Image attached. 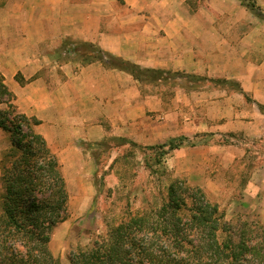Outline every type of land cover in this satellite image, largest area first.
Segmentation results:
<instances>
[{
    "label": "crops",
    "instance_id": "0c3cea01",
    "mask_svg": "<svg viewBox=\"0 0 264 264\" xmlns=\"http://www.w3.org/2000/svg\"><path fill=\"white\" fill-rule=\"evenodd\" d=\"M253 1L264 14V0ZM67 41L144 69L236 81L251 101L208 81L140 82L101 62L69 61ZM0 74L18 111L39 121L34 130L57 157L76 207L92 202L96 164L87 147L213 134L219 139L171 152L169 177L264 223V19L240 0H0ZM251 144L261 163L246 168ZM9 148L0 129V164Z\"/></svg>",
    "mask_w": 264,
    "mask_h": 264
},
{
    "label": "trees",
    "instance_id": "16d2710c",
    "mask_svg": "<svg viewBox=\"0 0 264 264\" xmlns=\"http://www.w3.org/2000/svg\"><path fill=\"white\" fill-rule=\"evenodd\" d=\"M240 1L264 19L253 0ZM63 48L69 61L101 62L140 82L161 80L199 88L208 81L251 101L236 81L144 69L105 54L90 43L67 41ZM258 106L264 112V107ZM38 124L18 111L15 95L0 74V129L10 138V148L0 164V264H61L50 242L54 229L67 219L69 193L57 157L34 130ZM191 140L179 137L166 144L143 147L111 138L97 145L115 142L117 146L156 151V163L160 164L174 150L208 144ZM92 155L96 161L94 151ZM146 168L150 169L147 163ZM67 259L68 264H264V228L258 223L227 221L219 205L211 202L200 187L176 178L169 184L166 201L160 207L128 212L106 237L96 238L88 249L70 251Z\"/></svg>",
    "mask_w": 264,
    "mask_h": 264
},
{
    "label": "rangeland",
    "instance_id": "374dc122",
    "mask_svg": "<svg viewBox=\"0 0 264 264\" xmlns=\"http://www.w3.org/2000/svg\"><path fill=\"white\" fill-rule=\"evenodd\" d=\"M213 139L216 141L219 137ZM213 139L209 135L193 139L191 143H209ZM220 139L227 140L223 136ZM87 148L91 153L94 151L97 158L92 202L89 207L79 208L74 205L75 202L69 201L66 221L54 229L50 249L61 264H68L67 255L70 251L88 249L96 238L106 237L110 228L118 225L128 212L134 214L160 207L166 201L168 186L172 181L167 173V157L157 164L156 151L128 145L117 146L115 142ZM256 152H260L258 145L251 144L247 148L246 168L253 163H261L253 158ZM146 163L150 169L146 168ZM220 210L227 221L258 223L264 228V223L259 219L232 215L226 208L220 207Z\"/></svg>",
    "mask_w": 264,
    "mask_h": 264
}]
</instances>
